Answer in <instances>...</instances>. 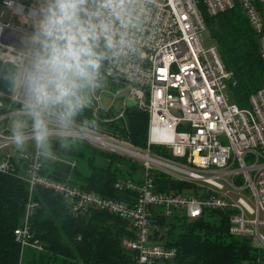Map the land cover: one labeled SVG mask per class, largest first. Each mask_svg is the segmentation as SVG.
<instances>
[{"label": "built area", "instance_id": "2783aa9c", "mask_svg": "<svg viewBox=\"0 0 264 264\" xmlns=\"http://www.w3.org/2000/svg\"><path fill=\"white\" fill-rule=\"evenodd\" d=\"M259 2L264 0H145L144 15L134 30L135 51L106 63L104 69L102 85L128 87V98L115 110L119 92L112 93L110 85L102 86L87 109L95 117L102 111H117L110 120L123 119L127 101L135 102V108L147 112L150 119L146 149L76 121L65 131L53 127L52 140L82 141L96 150L141 163V184L128 181L116 185L118 189L138 191L139 198L132 206L42 176L45 153L32 139L22 149L17 148L9 129L11 121L19 118L20 108L14 106H21V97L15 90L11 95L0 92V173L17 174L29 185L31 195L23 223L15 232L23 249L44 250L32 241L29 228V219L38 207L32 195L41 186L66 199L75 216L94 208L130 220L136 237L125 240L123 246L136 253L134 264H156L177 255L176 250L155 241L153 207L163 208L165 216L179 211L190 222L211 210L230 212L229 233L258 240L264 251V88L249 97L248 108L234 104L229 95L232 73L218 48L208 46L204 39L206 16L225 13L239 3L264 58V21ZM0 7L9 12L8 18L5 12L0 13V61L14 65L21 52L10 43V33L21 34L24 28L5 6V0H0ZM107 93L111 102L105 108L103 95ZM26 132L31 136L30 128ZM155 146L165 148L171 157L154 152ZM154 171L194 185L200 197L156 194L151 178ZM244 264H264V258Z\"/></svg>", "mask_w": 264, "mask_h": 264}, {"label": "trees", "instance_id": "16d2710c", "mask_svg": "<svg viewBox=\"0 0 264 264\" xmlns=\"http://www.w3.org/2000/svg\"><path fill=\"white\" fill-rule=\"evenodd\" d=\"M258 10L264 21V3H258ZM206 25L209 40L232 73L230 99L245 109L249 97L264 88V58L258 37L239 3L225 13L206 16ZM116 113L102 111L95 117L85 109L75 121L146 149L148 113L127 108L123 119L110 120ZM152 149L171 157L160 147ZM42 165L44 177L69 182L83 191L130 206L139 198L138 191L118 189L116 185L128 181L139 185L144 176L141 163L76 140L50 139ZM151 178L156 194L200 197L192 184L157 171L151 173ZM30 196L29 185L17 174L0 173V264H23L24 259L25 264H134L136 253L123 246L125 240L136 237L130 220L94 208L75 216L66 199L41 186L32 195L38 207L29 219V228L32 241L44 250L23 249L15 232L23 223ZM151 211L155 241L177 251L173 260L156 264H244L264 258V251L255 249L252 239L236 238L229 233L230 212L211 210L200 220L190 222L179 211L171 216H165L163 208L153 207Z\"/></svg>", "mask_w": 264, "mask_h": 264}, {"label": "clouds", "instance_id": "9594fccd", "mask_svg": "<svg viewBox=\"0 0 264 264\" xmlns=\"http://www.w3.org/2000/svg\"><path fill=\"white\" fill-rule=\"evenodd\" d=\"M144 2L5 0L24 28L20 59L3 74L22 101L19 118L10 124L17 148L32 139L47 153L53 127L68 130L91 106L106 63L135 51Z\"/></svg>", "mask_w": 264, "mask_h": 264}, {"label": "water", "instance_id": "95a60500", "mask_svg": "<svg viewBox=\"0 0 264 264\" xmlns=\"http://www.w3.org/2000/svg\"><path fill=\"white\" fill-rule=\"evenodd\" d=\"M11 36H12V39L10 40V43L11 44H14V45H17L20 49L21 45H20V37H21V34H18V33H10ZM13 65L11 64H3L1 61H0V92L1 93H4L6 95H11L13 93V90L7 79H6V76L3 75L4 73L7 72V70L12 67ZM126 106L127 108H133L136 106L135 102L131 101V100H128L127 103H126ZM9 129H11L10 125H9ZM253 246L255 249H259L261 250L262 249V245L259 243L258 240H254L253 242Z\"/></svg>", "mask_w": 264, "mask_h": 264}, {"label": "rangeland", "instance_id": "374dc122", "mask_svg": "<svg viewBox=\"0 0 264 264\" xmlns=\"http://www.w3.org/2000/svg\"><path fill=\"white\" fill-rule=\"evenodd\" d=\"M29 0H23V3H25V2H28ZM1 12H5V14H6V18H8L9 17V12H7L6 11V9H5V7H0V13ZM204 39H205V42H206V44L208 45V46H213L214 45V42L213 41H211V40H209V36H208V34H207V32L204 34ZM99 89H101V88H99ZM112 93L113 92H119V94H118V99H117V101H116V103H115V107H114V109L115 110H118L119 108H120V106L122 105V102L124 101V99H127L128 98V95H129V88L128 87H119V86H112ZM109 95L110 94H105L104 95V106H105V108H107V107H109L110 106V102H111V98H109ZM249 107V104H247V106L246 107H244V108H248ZM161 149H164V151H165V148H161ZM11 153H14V151L13 150H11V149H8ZM163 150H162V152H164ZM162 154H164V153H162ZM24 176H26V177H29V175H24ZM249 193V191H247V194ZM251 205H253V203H252V201H248ZM25 262H26V260L24 259L23 260V264H25Z\"/></svg>", "mask_w": 264, "mask_h": 264}, {"label": "crops", "instance_id": "0c3cea01", "mask_svg": "<svg viewBox=\"0 0 264 264\" xmlns=\"http://www.w3.org/2000/svg\"><path fill=\"white\" fill-rule=\"evenodd\" d=\"M113 86L112 84H103L102 86ZM105 95V94H104ZM104 95H103V101H104ZM105 107V106H104ZM108 108V107H107Z\"/></svg>", "mask_w": 264, "mask_h": 264}]
</instances>
